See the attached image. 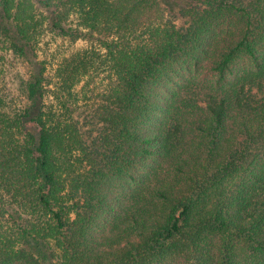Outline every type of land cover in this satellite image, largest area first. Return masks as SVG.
I'll return each mask as SVG.
<instances>
[{
  "label": "trees",
  "instance_id": "16d2710c",
  "mask_svg": "<svg viewBox=\"0 0 264 264\" xmlns=\"http://www.w3.org/2000/svg\"><path fill=\"white\" fill-rule=\"evenodd\" d=\"M0 264H264V0H0Z\"/></svg>",
  "mask_w": 264,
  "mask_h": 264
},
{
  "label": "rangeland",
  "instance_id": "374dc122",
  "mask_svg": "<svg viewBox=\"0 0 264 264\" xmlns=\"http://www.w3.org/2000/svg\"><path fill=\"white\" fill-rule=\"evenodd\" d=\"M48 39L51 40V41H54V39L51 38V35H50V37H48ZM58 42L61 43V39H58ZM84 43L85 42H83V41H78L77 43H74L75 44L74 47H73V44L72 45L69 44V45L63 46L61 48V52L67 51V50L72 49V48L73 49H75V48H81L82 49L84 47V45H85ZM19 73H20L21 76L27 77V75H29V69H27V67H24L23 65H19L13 71L12 85L14 87V93L15 94H18L16 89L19 87V82H18ZM198 74L199 73H197V75ZM179 85H181L180 88L183 87L182 86V82H180V80L176 79V78H175V83L174 84H172V85L171 84H167V87L169 89L168 90L169 93H170V91L174 92L179 87ZM160 92L163 95L166 94V99L167 100L164 101V100H161V99L157 98L158 101H160L159 108L163 107V106L167 107V106H170V105L174 104V103L171 102L172 100L171 101L169 100V97H168L166 91L160 90ZM163 112H165V111L164 110H160V112H157L155 114L156 118H154V116H153V120L151 122V127L148 128L149 131H155V132L156 131L157 132L161 131V132H164L168 128V124L167 123H169V121L167 120V117L164 115ZM158 153L160 155L159 158H155L153 160V163H151V164L148 163V165L150 167L147 170H146V168L142 169V171L145 173V178H143V180H144V183L146 184V186L141 188V189H144L145 191L151 189L152 184H154V180L157 177H159L160 175L162 176L164 174L163 171H165V166H166V161L165 160H166L167 155L163 151H159ZM146 167H147V165H146ZM161 170H162V173H159ZM105 187L107 189H109V191L110 190H115V192H116V190L120 191L123 199H125V200H123V205L126 204V201H127L126 197L129 195L130 192H129V190H127L128 188H127V185L125 184V182L117 181L115 179L114 180H109L108 182H106ZM123 189H126V190H123ZM134 189L136 190V188H134ZM106 231H108V228L106 229Z\"/></svg>",
  "mask_w": 264,
  "mask_h": 264
}]
</instances>
